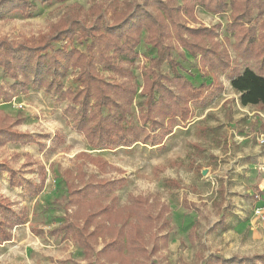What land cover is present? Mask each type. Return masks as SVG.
I'll use <instances>...</instances> for the list:
<instances>
[{
    "label": "trees",
    "instance_id": "16d2710c",
    "mask_svg": "<svg viewBox=\"0 0 264 264\" xmlns=\"http://www.w3.org/2000/svg\"><path fill=\"white\" fill-rule=\"evenodd\" d=\"M65 1L0 0V19L9 14L30 18L37 5ZM196 8L212 15L229 11V20L224 27H195ZM263 10L264 0H180L177 6L174 0H142L121 19L105 24L96 20L86 28L71 23L37 46L0 40V69L10 80L0 85V102L43 90L66 103L63 113L72 130L93 150L129 148L138 142L161 145L179 123L190 120L194 109L208 106L223 91L221 78L239 95L240 105L264 107V20L253 18L254 12ZM74 41L84 46V52L70 45ZM57 42L64 44L57 47ZM141 42L154 49L155 56L141 69L143 102L133 120L138 87L132 69ZM188 58L195 61L200 77L208 82L195 85L189 80L192 74L182 67ZM164 64L169 73H161ZM102 73L109 74L108 78ZM69 74L76 84L74 90L63 84ZM48 139L21 132L0 119V148L9 143L36 145L42 152L49 149ZM61 140L55 135L50 141L52 148ZM91 162L104 172L101 162ZM26 167L35 179L19 177L8 161H0V176L6 174L9 187L33 198L44 189L46 173L43 166L34 168L30 161L20 168ZM123 183L117 179L94 180L82 187L69 185L68 202L83 212L70 214L46 234L74 242L83 253L81 264H129L124 260L126 254L135 259L133 264H154L149 258L155 256L162 260L158 255L168 243L169 207L137 196L119 208L114 192ZM232 216L231 212L223 213L211 231H226ZM26 220L24 207L0 196V245L12 241L13 230ZM99 240L103 244L96 249ZM203 264H264V254L211 255Z\"/></svg>",
    "mask_w": 264,
    "mask_h": 264
},
{
    "label": "rangeland",
    "instance_id": "374dc122",
    "mask_svg": "<svg viewBox=\"0 0 264 264\" xmlns=\"http://www.w3.org/2000/svg\"><path fill=\"white\" fill-rule=\"evenodd\" d=\"M141 1L67 0L37 5L30 18L9 14L0 19V40L37 46L50 41L60 28L71 23L86 28L96 20L105 24L121 19ZM174 4L179 5L180 0H174ZM195 16V27H224L229 11L212 15L196 8ZM253 18L257 22L264 20V10L254 12ZM143 38L142 34L141 41ZM63 44L54 43L57 47ZM70 45L84 52L78 42ZM136 52L139 57L132 73L138 90L132 104L133 120L143 102L141 69L155 56V50L143 42ZM195 64L191 58L182 63L184 70L192 74L189 80L195 85L208 82L200 77ZM160 71L169 73L168 65H162ZM221 80L223 91L212 103L194 109L190 120L179 123L158 146L138 142L129 148L93 150L83 136L72 130L63 113L66 103L56 101L54 95L43 90L20 94L9 103L0 102V119L21 132L49 138V149L42 152L36 145L9 143L0 148V161H8L18 170L19 177L35 179L30 167L20 168L28 161L34 168L43 166L46 173L44 189L33 198L9 187L6 174L0 176V196L27 211L26 223L12 232L13 240L0 245V264L83 263L82 250L74 242L53 239L46 233L70 214L79 216L83 212L68 202L69 185L82 187L94 180L117 179L124 180L114 192L119 208L129 205L131 197L147 196L170 209L168 243L158 255L163 261L155 256L149 262L203 264L211 255L229 258L264 254V229L253 221L251 199L254 193L264 195V146L258 142L264 135V107L240 105L239 95L225 79ZM9 83L0 69V85ZM63 84L65 88H76L71 74ZM58 134L61 143L52 148L50 141ZM91 160L101 162L104 172ZM226 212L233 214L228 219L229 228L212 232L211 228ZM32 230L42 234L37 236ZM102 244L99 240L96 249ZM124 260L133 264L135 259L126 254Z\"/></svg>",
    "mask_w": 264,
    "mask_h": 264
},
{
    "label": "built area",
    "instance_id": "2783aa9c",
    "mask_svg": "<svg viewBox=\"0 0 264 264\" xmlns=\"http://www.w3.org/2000/svg\"><path fill=\"white\" fill-rule=\"evenodd\" d=\"M260 145L264 146V135L258 140ZM252 199V218L254 223L258 227L264 229V195L260 193H254L251 196Z\"/></svg>",
    "mask_w": 264,
    "mask_h": 264
},
{
    "label": "water",
    "instance_id": "95a60500",
    "mask_svg": "<svg viewBox=\"0 0 264 264\" xmlns=\"http://www.w3.org/2000/svg\"><path fill=\"white\" fill-rule=\"evenodd\" d=\"M205 172H202V175H204Z\"/></svg>",
    "mask_w": 264,
    "mask_h": 264
},
{
    "label": "crops",
    "instance_id": "0c3cea01",
    "mask_svg": "<svg viewBox=\"0 0 264 264\" xmlns=\"http://www.w3.org/2000/svg\"><path fill=\"white\" fill-rule=\"evenodd\" d=\"M259 228L263 229L262 227H259Z\"/></svg>",
    "mask_w": 264,
    "mask_h": 264
}]
</instances>
